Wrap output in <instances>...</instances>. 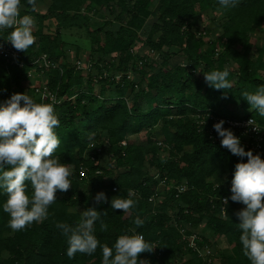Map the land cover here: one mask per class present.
Listing matches in <instances>:
<instances>
[{
  "label": "trees",
  "instance_id": "obj_1",
  "mask_svg": "<svg viewBox=\"0 0 264 264\" xmlns=\"http://www.w3.org/2000/svg\"><path fill=\"white\" fill-rule=\"evenodd\" d=\"M21 4L20 15L34 18L35 42L16 50L7 40L11 29L0 32L20 64L0 57V102L25 93L34 103H53L35 93L45 87L60 121L53 155L70 164L73 174L69 189L55 193L43 222L12 231L8 214L0 210V264H101L99 246L91 255L68 258L66 237L55 225L78 223L97 192L110 201L128 197L129 190L135 206L128 212L100 205L105 227L100 221L94 227L100 243L111 247L135 228L155 246L138 259L203 264L185 249L180 234L196 232L199 246L213 248L214 264H250L234 215L245 206L229 200L224 210L220 200L230 195L235 163L247 158L212 141L208 116L251 117L264 129V117L241 95L264 86V0H240L229 9L217 0ZM72 31L84 34L81 42ZM41 55L48 67L38 68ZM76 62L89 67L76 69ZM225 68L231 87H209L203 73ZM80 168L86 170L83 177ZM176 186L186 190L177 193ZM26 193L31 196L30 184ZM5 199L0 193V203ZM136 216L144 221L140 227L132 223ZM219 241L226 247L219 248Z\"/></svg>",
  "mask_w": 264,
  "mask_h": 264
},
{
  "label": "clouds",
  "instance_id": "obj_2",
  "mask_svg": "<svg viewBox=\"0 0 264 264\" xmlns=\"http://www.w3.org/2000/svg\"><path fill=\"white\" fill-rule=\"evenodd\" d=\"M240 0H217L221 8H234ZM36 0H27V5L35 7ZM21 0H0V32L11 29L7 40L16 50L25 51L35 42L32 34L34 18L20 15ZM209 87L224 90L231 87L228 69L212 70L203 73ZM242 97L257 114L264 117V86L255 92H243ZM21 102H23L21 104ZM54 104H37L25 93H14L0 102V193L6 199L0 203V210L8 214L7 225L12 231L23 230L33 222H43L48 218L49 206L56 200L57 191H67L71 185L69 177L73 174L70 164L61 163L53 153L60 140L54 129L59 126ZM223 119L213 123L212 128L220 138V145L231 154L244 158L246 162L235 163L230 182V195L220 198L224 210L228 201L239 202L245 207L235 212L240 231L239 241L242 252L250 264H264V159L259 153L245 150L240 137L232 130L223 127ZM251 120L247 121L250 125ZM27 182V183H26ZM31 185L29 196L26 189ZM218 187V184L217 186ZM129 190L128 197L119 196L107 200L103 191L93 197V205L80 213L79 222L70 225L57 222L56 228L66 237V255L72 258L77 252L93 254L99 246L101 264H148L138 259V254L152 252L153 246L142 234L118 236L109 247L100 243L94 231L97 221L105 227L101 216L105 214L100 205L109 203L111 209L128 212L135 206ZM99 209V210H98ZM132 223L140 227L144 221L136 216Z\"/></svg>",
  "mask_w": 264,
  "mask_h": 264
},
{
  "label": "built area",
  "instance_id": "obj_3",
  "mask_svg": "<svg viewBox=\"0 0 264 264\" xmlns=\"http://www.w3.org/2000/svg\"><path fill=\"white\" fill-rule=\"evenodd\" d=\"M203 34V33H202ZM199 35V34H197ZM0 57L5 59L10 63V65H15L20 67L18 62L19 55L16 50L11 49L10 47L5 46L0 41ZM38 68L48 67L49 63L46 61L45 55H41L36 60ZM76 69H87L89 66L83 67L80 62H76ZM32 74L29 73L28 77H31ZM35 93L41 94L42 98L47 97L49 101L54 103V97L46 92V88L42 87L41 89H35ZM210 121L209 133L210 138L213 142H217L220 144V138L216 135L215 131L212 128L213 123L223 119L225 121L223 127L229 128L232 130L233 134L240 137V143L244 146L245 150L251 149L253 154L259 153L261 159H264V129L261 128L253 118L246 117L242 119H229L223 117H213L212 115L208 116ZM251 120L253 123L250 125L247 124V121ZM123 144V143H122ZM85 169L80 168V175L83 177L85 174ZM99 173V172H97ZM175 190L177 193H181L186 190L185 186H176ZM112 191H115V188H112ZM224 215V210H221V216ZM182 235V240L185 244V249H189L197 254L199 258L202 259L203 264H214L213 263V248L202 244L201 246L198 243H201V239L196 232H192L190 235H184L182 231H180Z\"/></svg>",
  "mask_w": 264,
  "mask_h": 264
},
{
  "label": "rangeland",
  "instance_id": "obj_4",
  "mask_svg": "<svg viewBox=\"0 0 264 264\" xmlns=\"http://www.w3.org/2000/svg\"><path fill=\"white\" fill-rule=\"evenodd\" d=\"M71 37L74 38V39H77L78 38V41L81 42L82 38H84V34L83 33H78L77 31H72L71 32ZM261 37L263 38L264 34L260 33ZM158 58L157 57H154V60L156 61ZM82 63V62H81ZM218 246L219 248L223 249L226 247V245L222 242V241H219L218 243Z\"/></svg>",
  "mask_w": 264,
  "mask_h": 264
}]
</instances>
